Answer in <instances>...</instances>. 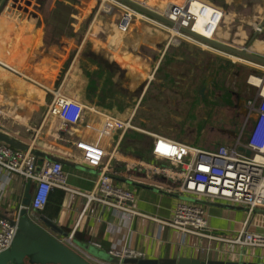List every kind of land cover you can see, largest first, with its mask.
Wrapping results in <instances>:
<instances>
[{
    "label": "crops",
    "instance_id": "obj_1",
    "mask_svg": "<svg viewBox=\"0 0 264 264\" xmlns=\"http://www.w3.org/2000/svg\"><path fill=\"white\" fill-rule=\"evenodd\" d=\"M149 1L156 6L143 4L161 13L159 5H167V12L169 1L176 0ZM206 1L225 13L215 38L243 48L254 37L250 51L264 57V0ZM99 3L100 0L6 1L0 11V126L10 131L7 133L18 142L44 154V158H40L38 163L49 162L48 158L63 162L68 187L78 192L90 193L95 188L100 174L80 163L81 152L75 145L80 141L95 142L98 138L94 131L85 126L88 124L97 129L101 128L103 119L98 113L112 115L124 121L132 119L134 125L142 132L115 134L102 139L101 145L108 155L117 147L110 164L112 171L117 173L114 175V182L135 191L137 211L150 218L136 217L129 227L128 223L119 220L111 208L91 203L85 211L87 199L59 189L66 194L63 208L59 217L50 221L69 236L82 219L81 226L75 233L83 235L85 240L81 241L76 236L74 242L94 248L102 255L94 257L84 251L91 256L90 261L93 264H129V259L119 260L108 254L111 249L120 250L124 247L137 251L144 255L145 260L151 261L171 263L180 259H193L202 263L264 264V250L245 249L216 240L210 242L211 250L207 253V240L190 235L183 236L161 223L172 220L179 200L197 202L207 212V232L221 239L232 240L237 237L246 221L247 209L226 202L198 201L194 196L181 195L171 188L161 170L175 173V169L154 158L152 135L187 143L183 140L184 137L161 131L159 125L150 119L156 109L161 110V113L158 111V116L165 114L166 109H184L186 103L182 99L190 96L191 90L188 89L189 92L185 93L178 90L194 76H191V73H182L176 68H187L181 64L183 58L193 64L195 59L192 46L234 64L257 68L263 73L264 66L255 65L240 57L236 58L243 61H234L232 57L235 56L216 49L214 50L220 53L206 50L187 42H182L183 48L179 47L181 56L175 63L163 65L174 46V43H169L168 29L164 30L158 25L145 22L143 18H138L126 33H122L117 24L119 16L105 19L108 15H102L103 12L111 14L113 9L119 6L112 0H103L99 10ZM104 8H111V11H104ZM197 33L205 35L201 27ZM195 52L199 55V61L205 62L202 63L204 66H201V70L211 71L209 68L212 64H208L212 62V58L205 59L200 50ZM194 55L196 57V53ZM162 68L163 74L159 76ZM177 71L178 74L171 75ZM172 80L173 84L174 81L179 83V87H176L177 93L170 92L171 90L165 87L169 88ZM258 80L257 87L264 88V81L261 82L260 78ZM156 82L165 88L150 94ZM60 86L64 94L80 100L88 108L82 123L71 127L68 132L61 131L59 118L48 116L46 105L40 107L38 104L37 108L39 101L46 100L45 96L49 100L52 99L49 91H54ZM192 91L195 93L196 89ZM250 91L252 90L249 88L236 91L245 106ZM253 98L255 96L249 100ZM231 100L236 110L235 117L238 116L244 121L245 116L237 107V101L234 102L233 98ZM113 105L117 108L114 114L108 108ZM6 108L11 109V112H5ZM139 112H142L141 117L138 116ZM232 113L235 114L234 111ZM36 117L38 126L33 130L30 126ZM24 129H27L28 133L33 132L32 136H27ZM172 180L174 184H178L177 179ZM26 189L27 182L23 178L7 175L0 170V219L18 216ZM32 217L40 223L39 219ZM256 218L263 221L264 215L256 212ZM42 227L48 231L44 224ZM59 238L63 243L67 239ZM95 244L101 248L95 247ZM79 253L83 255L81 251Z\"/></svg>",
    "mask_w": 264,
    "mask_h": 264
},
{
    "label": "built area",
    "instance_id": "obj_2",
    "mask_svg": "<svg viewBox=\"0 0 264 264\" xmlns=\"http://www.w3.org/2000/svg\"><path fill=\"white\" fill-rule=\"evenodd\" d=\"M133 1L148 8L139 0ZM194 6L197 7V14L191 12V8ZM119 7H122L123 10L121 21L118 24V29L122 33H126L134 20L138 18H143L142 20H145V22L148 21L152 25H158L164 30L168 27L122 3ZM170 9L169 15L153 11L167 17L178 26L189 28L192 31H194L192 25L202 18L206 21L204 33L208 35L207 38L209 39L214 37L225 15L222 9L211 5L206 0H176L170 2ZM99 10H101V7ZM185 19L188 20V25L184 24ZM173 29L178 31L177 28ZM261 30L258 29V31ZM178 34L181 35L177 36L179 42L181 40L203 49H205L203 46L211 48L180 31H178ZM201 36L204 37L205 35ZM49 92L52 95V101L48 116L59 118L61 131L68 132L71 127L80 125L83 121L84 113L88 109L87 106L80 100L64 94L61 86ZM1 105L2 98L0 96V107ZM245 107L247 115L244 117L240 139L232 147L203 150L163 136L152 135V155L154 158L167 163L171 166H169L170 168L175 169V173L167 172L164 169L161 170V174L165 176L164 179H167L166 183L171 188L177 190L181 195L194 196L198 201L226 202L247 209V218L241 231L235 239L228 240L221 239L207 232L208 215L201 204L184 200L178 201L172 220L161 221V223L178 231L183 236L190 235L207 240L209 242L206 248L207 253L211 250L210 242L217 239L245 249L264 250V220L258 221L256 218L258 209H264L263 87H257L255 98L246 101ZM98 114L103 119L101 128L97 129L88 124L85 126L97 134V141H80L75 145L81 152L80 163L98 171L100 174L95 188L90 193L78 192L68 187L64 166L61 162H46L39 166L38 160L31 152L32 147H29V151L24 152L0 142V170L7 175H16L23 178L26 182L31 181L34 184L29 207V213L32 216L36 217V213L45 209L50 193L55 188L87 199L85 211L91 203H98L111 208L119 217V220L128 223L129 227L136 216L141 215L136 209V192L123 188L114 182V175H117V173L112 171L110 164L115 156L117 147H114V151L108 155L101 145V141L115 134L125 135L130 131H142L133 124L132 119L124 121L112 115ZM247 151L250 154H247ZM106 159L108 160L106 161ZM172 179H177L178 184H174ZM173 185H176V187H172ZM170 189L165 190L173 191ZM145 218L150 217L145 216ZM17 219L18 216L0 219V253L11 247L17 233ZM81 220L75 230L67 237L65 243L79 255H81L79 253L81 251L83 253L81 256L91 263V256L74 244L75 232L81 226ZM153 220L157 221L154 218ZM12 221L14 224H12ZM94 246L101 248L98 244ZM108 254L119 258V260L145 259L144 255L128 247L120 250L111 249ZM84 256H87V258Z\"/></svg>",
    "mask_w": 264,
    "mask_h": 264
},
{
    "label": "rangeland",
    "instance_id": "obj_3",
    "mask_svg": "<svg viewBox=\"0 0 264 264\" xmlns=\"http://www.w3.org/2000/svg\"><path fill=\"white\" fill-rule=\"evenodd\" d=\"M114 1L118 6H120L121 3H119L116 0ZM143 3L149 4L148 6H153L155 7L156 4L152 3V1L149 0H140ZM173 1V0H172ZM171 1H169L170 3ZM103 4V0H100L99 6L96 4V7H101ZM109 4V3H107ZM165 6H158L162 14H166L167 8ZM122 7L119 8H114V11L110 14L108 13H103L102 15H108L105 16L104 18H111L112 16H119L117 18V21L119 24L122 18ZM120 19V20H119ZM111 20V19H110ZM130 29V28H129ZM169 43H174L172 46V49L168 53V56H166V60L164 61L163 65H167L169 62H174L176 59L178 60L180 55V50L179 47L183 48L184 45L182 44L183 41L180 40L177 37H171V34H169ZM251 35V34H250ZM194 47V48H193ZM205 49L208 50H213L214 52L216 50L207 48L203 46ZM192 54L194 56L195 61L193 64L187 61V58H183L181 61V64L186 65L187 68H180L177 67L176 69L178 71H181L182 73L186 72V74H190L191 76L193 75L194 78H200V83H203L205 81V78H210L211 80L209 81V86L207 87L208 90H206L207 97L209 99L208 103L201 101L196 94H193V96H188L182 101L186 103L184 106V109H181L179 111H173V110H168L166 109L165 114L157 115L159 109L153 111L152 115L150 116V119L153 120V122L160 128L161 131L165 132H170L171 134L177 136V137H184L183 140L185 142L193 147H197L203 150H211V149H216L219 147H232L235 142H237L238 139H240V131L242 126L244 125L243 119L239 118L236 116V112L233 115L234 105L232 99V93H237L240 92L241 89H250V97H253L257 93V86H258V81L254 84L251 82L252 77H258L264 81V73L257 68L253 67H248V66H241V64H234L229 60H226L224 58L215 56L213 54H210L209 52H204L201 49L195 48V46H192ZM201 51L202 55H205V59L210 60L212 58V62L208 64L211 67L209 68L211 71L206 70V72L201 70V66L203 65L202 63L205 62H200V58L198 57L199 55L197 54V50ZM218 52V51H216ZM196 53V57L194 55ZM205 53V54H204ZM220 53V52H218ZM184 53L182 52V56ZM232 57L234 61H243L239 58L235 60ZM256 65V64H255ZM258 65V64H257ZM190 66L191 68H188ZM195 66L197 68L195 69ZM204 66V65H203ZM255 67H260V66H255ZM188 69L190 72L188 73ZM203 69V68H202ZM177 73H172L171 75H176ZM233 71V72H231ZM204 72V73H203ZM235 73H238L239 75H236ZM161 76L163 74V68L162 71L159 73ZM206 76V77H205ZM239 77V78H236ZM173 77V76H172ZM215 77V78H213ZM207 78V79H208ZM188 79V78H186ZM160 80V79H159ZM187 81H192L187 80ZM207 82V80H206ZM250 85V86H247ZM252 84V85H251ZM173 80L171 83H169V88L165 86L167 89L172 90L173 87ZM187 83L183 85L178 92L185 93L189 92L187 91L188 89L186 88ZM256 86V87H255ZM162 84L159 82H156L153 84L152 90L150 91V94H153L155 92L161 91L163 88H165ZM171 88V89H170ZM195 90V89H194ZM237 91V92H236ZM171 92V91H170ZM194 93V92H193ZM47 94V93H46ZM48 95V94H47ZM51 95V94H50ZM52 96V95H51ZM215 96H218L217 98L221 99L220 102H217L218 99H215ZM249 97V98H250ZM249 98L247 100H249ZM46 99L45 101H39L37 103V108H39L40 105H46L47 111H49L50 105H51V100L45 96ZM164 101H162L163 103ZM220 103V104H219ZM39 104V106H38ZM212 105V106H210ZM41 107V106H40ZM12 108V107H10ZM110 112L114 114L115 110L117 109L116 106L108 107ZM218 109V110H217ZM8 110H4L5 112ZM11 110V109H10ZM8 110L9 112H11ZM3 112V113H5ZM161 113V110L159 111ZM139 117L142 116V112H139L138 114ZM36 120V121H35ZM33 122L31 123L32 126L31 129L36 130L35 128L38 126V118L36 117ZM162 121H164L162 123ZM37 122V123H36ZM134 124V123H133ZM138 124V123H135ZM165 124V126L163 125ZM29 125V124H28ZM139 125V124H138ZM143 126V125H141ZM165 127V128H164ZM169 129H168V128ZM228 128V129H227ZM172 129V130H170ZM26 131L25 133L27 136L33 134V132H27V129H24ZM222 131H226L227 133H224ZM44 136V135H43ZM42 136V137H43ZM39 166L42 165V162L39 161ZM185 201V200H184ZM187 202V201H186ZM260 215H264V209H258L257 211Z\"/></svg>",
    "mask_w": 264,
    "mask_h": 264
},
{
    "label": "water",
    "instance_id": "obj_4",
    "mask_svg": "<svg viewBox=\"0 0 264 264\" xmlns=\"http://www.w3.org/2000/svg\"><path fill=\"white\" fill-rule=\"evenodd\" d=\"M6 1L7 0H0V11L2 10ZM116 1L147 15L168 27L177 28L181 33L188 35L193 39L210 46L213 49L222 51L235 57H240L260 66H264V57L259 56L258 54H254L252 53V51H250V46L254 41V37L247 43L245 47L238 48L231 42L224 43L217 38L208 39L195 33L189 28L178 26L167 17H164L151 9L143 7L133 0ZM210 80L211 79L208 78L207 82L204 84V87L200 89L201 95L204 96ZM232 95L239 102L237 107H239V109L243 111V115L246 116L247 110L245 109V102L240 99V96L237 93H232ZM7 132L10 131L5 130L0 126V142L5 143L13 149L19 151H29L30 148L28 146L18 142ZM31 152L37 160H39L40 158H44V154L35 149H31ZM247 154H250V152L247 151ZM47 160L49 162H61L60 160L52 158H48ZM61 163L64 164L63 162ZM33 189L34 184L31 181L27 182L24 201L22 207L18 212V219L16 223L17 233L11 247L6 251L0 253V264H91L86 261L81 255H79L74 249L60 240L59 237H68V235L66 233H63L54 222L43 217L38 218L40 223L33 219L32 215L29 213ZM41 223L48 228V231L47 229H45V227H42ZM12 224H14V222ZM74 244L82 251H86L94 257H102V255H99L98 251L94 250V248H90L87 245H82L78 242H74ZM128 262L129 264H238L222 262L202 263L201 261L193 259H180L179 261L171 263L145 259H129Z\"/></svg>",
    "mask_w": 264,
    "mask_h": 264
},
{
    "label": "trees",
    "instance_id": "obj_5",
    "mask_svg": "<svg viewBox=\"0 0 264 264\" xmlns=\"http://www.w3.org/2000/svg\"><path fill=\"white\" fill-rule=\"evenodd\" d=\"M66 194L64 191H61L59 189H55L49 196L48 204L45 207V209L42 212L36 213V217H43L48 220H56L63 208L64 200H65ZM80 238L81 241L85 240V237L83 235L75 233L74 238ZM75 241V240H74Z\"/></svg>",
    "mask_w": 264,
    "mask_h": 264
},
{
    "label": "bare ground",
    "instance_id": "obj_6",
    "mask_svg": "<svg viewBox=\"0 0 264 264\" xmlns=\"http://www.w3.org/2000/svg\"><path fill=\"white\" fill-rule=\"evenodd\" d=\"M113 2V1H112ZM104 11H111V8H104L103 9ZM171 11V9H170V7H169V9H168V11L166 12V14H163V15H169V12ZM191 12L193 13V14H197L198 13V11H197V7L196 6H194L193 8H191ZM223 19H224V16H223V18H222V20H221V22H220V25L218 26V28H217V30H216V33H215V35H214V37H212V39H214L215 37H216V34H217V31H218V29L220 28V26H221V24H222V22H223ZM184 24L185 25H188L189 24V22H188V20L187 19H185L184 20ZM205 24H206V21L204 20V19H199L196 23H194L192 26L194 27L193 29H194V31L197 33V31H198V28L199 27H201V29H202V32H203V34H205L204 33V26H205ZM167 29H168V31L170 32V34H171V37H177V36H181V35H179L178 34V31L176 30V29H173L172 27H166ZM197 34H199V33H197ZM199 35H201V34H199ZM206 35V34H205ZM204 37H206V36H204ZM207 38V37H206ZM209 39V38H208ZM235 60H237V58H234ZM259 78H257V77H252L251 78V82H252V84H254V83H256L257 81L259 82V80H258ZM261 82H263V80L261 79ZM176 207V206H175ZM141 215H138V216H136V217H141V218H145V216L147 217V215H145V214H142V213H140ZM218 240V239H217ZM212 241H216V240H212Z\"/></svg>",
    "mask_w": 264,
    "mask_h": 264
},
{
    "label": "flooded vegetation",
    "instance_id": "obj_7",
    "mask_svg": "<svg viewBox=\"0 0 264 264\" xmlns=\"http://www.w3.org/2000/svg\"><path fill=\"white\" fill-rule=\"evenodd\" d=\"M191 79H192V81L190 82H188L187 83V85H186V88L187 89H189V90H191V93H190V96H193V94H196L197 95V97L201 100V101H204V102H207L208 103V101H209V99H208V97H207V94H206V91H205V93H204V96L203 95H201L200 94V89L202 88V87H204V84L206 83V80H207V78H205V81L203 82V83H200V82H202V81H200V78H194V77H191ZM190 79V80H191ZM175 83V85H173V87H172V90H171V92H175V93H177V89H176V87H179L178 86V84L179 83H176V81H174ZM181 86V85H180ZM209 86V85H208ZM207 86V87H208ZM193 89H196V91H195V93H193ZM206 90H208L207 88H206ZM218 96H215V99H218L217 98ZM232 98L234 99V102L235 101H237V99L235 100V97H233L232 96ZM221 101V99L219 98L218 99V101L217 102H220ZM210 102V101H209ZM238 101L236 102V104L238 105ZM220 104V103H219ZM210 106H212V105H210ZM218 110V109H217ZM234 112H236V110L234 111ZM223 132V131H222ZM224 132H226V131H224Z\"/></svg>",
    "mask_w": 264,
    "mask_h": 264
}]
</instances>
